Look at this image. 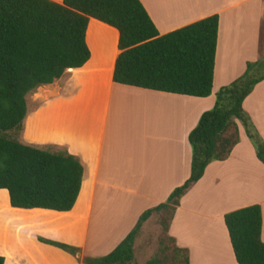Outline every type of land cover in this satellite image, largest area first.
I'll use <instances>...</instances> for the list:
<instances>
[{
    "label": "crops",
    "instance_id": "obj_1",
    "mask_svg": "<svg viewBox=\"0 0 264 264\" xmlns=\"http://www.w3.org/2000/svg\"><path fill=\"white\" fill-rule=\"evenodd\" d=\"M140 2L160 35L218 14L211 94L195 97L114 82L119 32L90 17L85 33L88 60L26 94L19 137L25 144L78 157L83 166L80 191L70 210L55 211L12 207L7 190L0 189L4 264H84L83 255L109 253L144 210L164 202L189 177L188 133L214 105L216 91L240 76L247 62L264 56V0ZM242 106L264 140V80ZM238 127L239 141L230 155L206 166L180 198L169 224L168 234L188 249L189 264H238L224 214L244 206L260 205L264 242V165ZM195 226H200L198 235ZM208 233L221 243H211ZM38 236L79 247L81 255L41 242ZM136 241L137 236L134 254L143 264L136 256Z\"/></svg>",
    "mask_w": 264,
    "mask_h": 264
},
{
    "label": "trees",
    "instance_id": "obj_2",
    "mask_svg": "<svg viewBox=\"0 0 264 264\" xmlns=\"http://www.w3.org/2000/svg\"><path fill=\"white\" fill-rule=\"evenodd\" d=\"M90 17L119 32L114 82L195 97L211 94L218 14L160 35L140 0H0V189L7 190L12 207L68 211L76 201L83 174L78 157L66 150L25 144L19 137L27 113L26 94L88 60L85 33ZM262 80L264 56L247 62L240 76L216 91L214 105L201 113L188 133L189 177L164 202L144 210L109 253L83 255L84 264H139L134 240L152 214L159 216V248L143 264H189L188 249L168 234L169 224L180 198L206 166L230 155L239 141L238 123L264 165V140L242 106ZM224 224L236 262L264 264L260 205L226 212ZM37 238L81 255L79 247ZM0 264H4L1 255Z\"/></svg>",
    "mask_w": 264,
    "mask_h": 264
},
{
    "label": "rangeland",
    "instance_id": "obj_3",
    "mask_svg": "<svg viewBox=\"0 0 264 264\" xmlns=\"http://www.w3.org/2000/svg\"><path fill=\"white\" fill-rule=\"evenodd\" d=\"M38 88L30 92L32 95L33 93L37 92ZM10 136H15L13 132H9ZM1 193V192H0ZM198 224V223H197ZM199 227L195 226L198 231H195V233L198 235L199 233ZM161 234V226L159 223V216L157 214H152L149 220L143 224L141 227V230L139 231L137 235V241L135 245V251L136 256L139 258V260L144 261L150 257H152L159 248V236ZM208 237H211V243H215L218 245V243H221L220 238L217 236H214L213 233H208ZM213 246H216V245Z\"/></svg>",
    "mask_w": 264,
    "mask_h": 264
}]
</instances>
